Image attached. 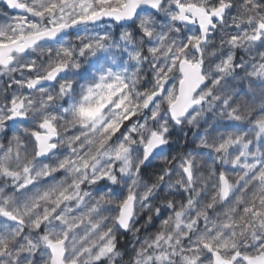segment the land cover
<instances>
[{
    "label": "clouds",
    "instance_id": "1",
    "mask_svg": "<svg viewBox=\"0 0 264 264\" xmlns=\"http://www.w3.org/2000/svg\"><path fill=\"white\" fill-rule=\"evenodd\" d=\"M0 264H264V0H0Z\"/></svg>",
    "mask_w": 264,
    "mask_h": 264
}]
</instances>
